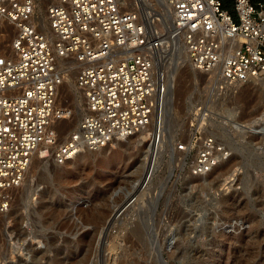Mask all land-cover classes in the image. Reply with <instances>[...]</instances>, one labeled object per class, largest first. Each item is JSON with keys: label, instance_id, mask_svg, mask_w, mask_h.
Wrapping results in <instances>:
<instances>
[{"label": "rangeland", "instance_id": "obj_1", "mask_svg": "<svg viewBox=\"0 0 264 264\" xmlns=\"http://www.w3.org/2000/svg\"><path fill=\"white\" fill-rule=\"evenodd\" d=\"M35 1V13L45 18L47 5ZM225 6L234 11L233 0ZM175 40L177 50L162 60L175 87L150 177L139 187L149 171L153 126L64 164L34 161L12 210L0 214V264H264V206L256 194L264 188V136H233L227 129L264 110V81L217 90L211 76L179 57L181 39ZM74 80L67 70L61 92L81 107ZM203 115L211 130L230 140L233 154L211 172L194 175L198 143L191 142L192 131ZM180 142L188 148L179 150ZM237 166L250 175L248 184H226ZM138 188L141 198L121 210ZM103 212L104 221L119 212L107 231L98 219ZM14 231L22 245L13 247L16 258L6 262V232Z\"/></svg>", "mask_w": 264, "mask_h": 264}, {"label": "built area", "instance_id": "obj_2", "mask_svg": "<svg viewBox=\"0 0 264 264\" xmlns=\"http://www.w3.org/2000/svg\"><path fill=\"white\" fill-rule=\"evenodd\" d=\"M167 2L172 35L184 42L196 70L217 76L219 90L264 77V0H233L234 11L223 0ZM144 5V0H52L46 9L50 28L43 30L34 21L35 0H0V23L12 33L11 49L0 50V214L12 210L37 156L64 164L79 151L124 141L152 123L159 138L167 51L161 30L152 26L159 18ZM60 57L78 62L74 86L82 94L81 107L61 92ZM206 118L192 131L191 142L198 143L194 174L212 171L233 154L230 140L211 130ZM227 129L233 136L262 138L264 110ZM242 171L237 166L226 184H237ZM150 175L151 169L146 179ZM5 239L10 262L16 258L13 247L22 244L15 231Z\"/></svg>", "mask_w": 264, "mask_h": 264}, {"label": "bare ground", "instance_id": "obj_3", "mask_svg": "<svg viewBox=\"0 0 264 264\" xmlns=\"http://www.w3.org/2000/svg\"><path fill=\"white\" fill-rule=\"evenodd\" d=\"M41 2H42V4L45 7V5L48 6L52 2V0H41ZM144 3H145V6L147 7L148 11L150 10L151 13H153L155 16H158V18H159V19L155 18L154 22L152 23V26L154 28H158L159 30H161L162 39L164 41V47L166 48L165 50L167 51V53H172L173 51H176L177 48L175 49V47H176L177 41L175 40L176 37L172 35V31H171L172 28H173V21L174 20H173V15H172L171 7L168 4L167 0H144ZM35 11H36V7H35ZM35 11H34V21L38 24V26L41 29L48 30L50 28V26L48 24L46 10L43 9L41 11L43 13V15L45 16V18L43 16L39 17L40 15L38 16L35 13ZM2 24H6V26H7V23H3V22L0 23V47L3 46L4 48L11 49V37H12V33L7 32L6 26H2L1 27ZM14 30H15V28H14ZM164 31H167V33L164 32ZM166 43L169 44V45L166 46L167 45ZM179 45H180V48H181L180 56L179 57H183V59H185L187 62H189V64L192 66V64L190 62V59H189V56H188V52H187V49H186V45L184 44V42L182 40L179 43ZM171 48H172V51H170ZM77 64H78L77 61H75V60H68L65 57H60V58H58V61H57V66L59 68H63L64 71H65V78L67 76V70L75 78ZM62 66H65V67H62ZM168 73H171V72L168 71ZM205 73L208 74L209 76H211L212 80L215 81V85H216L215 88L218 90L219 89V87H218L219 81H218L217 76H215L214 74H212L210 72H205ZM166 76H167L166 81H167L168 88H167V93H166V99H165V102H164V107H163V110H162V119L164 117V119H165L164 122L166 124H164L162 122V127H161V130L159 132L160 138H161V134L162 135L164 134V133H162V131H163L162 128L165 127L164 125H167V118H168V114H169V99H170V95H171V92L173 90V87H175V83H174V80H173L172 76H170L169 74L168 75L166 74ZM258 80L264 81V77L257 79V81ZM66 90H67V88L65 90H63L64 93L67 92ZM79 93H81V92L79 91ZM67 94L66 95L64 94V97L67 98ZM171 99H172V97H171ZM154 117L157 118V114H155ZM152 126L155 128V132L156 133L153 132L154 133V143L152 144V146L150 148V155H149L150 157L148 159V169L149 170L151 169V172L154 171V169L156 167L155 165L157 163V159L160 158V157L158 158V156H159L160 147H161L160 141L162 140V139L160 140V138L156 139V137H157V128L154 126V123L150 124L146 128V130L149 129L150 127H152ZM154 128H153V130H154ZM146 130H144V131H146ZM144 131L139 132V133H136V134L130 136L129 138L135 137L137 135L139 136V134L143 133ZM99 148H101V147H99ZM90 150H93V149H84L82 151L77 152L73 156V158L71 160H69V161L76 160L81 155H83L84 153L89 152ZM179 150H181V149H179ZM160 156H161V154H160ZM39 159H40V157L37 156L34 161H37L38 162ZM34 161H33V163H34ZM33 163H32V165H33ZM31 168L32 167L30 166V168L27 171V175L31 171ZM232 171H231V173H232ZM207 173H209V172H207ZM231 173L229 175H231ZM194 175H204V174H194ZM240 175H242V176H240ZM240 175H239L240 177L238 176L239 178H237L238 179L237 182L240 181V183L248 184V182L250 181V175L248 174V172L247 173H244V174L241 173ZM145 180H146V178H144L143 182H141V184H140L139 187H141L144 184ZM138 189H139V193L136 192L134 195H132L128 199V201L126 202V204H124V206L122 207L121 210H123L126 207L130 206L131 204H133L136 199L141 198V196L143 194V190H141V192H140V188H138ZM256 194H258V200H260L259 201V204L261 206H264V188L261 189V190H259ZM241 195L242 194H238V195H235V196L231 197L230 198V201L231 202H236L240 198ZM118 214H119V212L116 213L113 217H111V219L109 218L110 220H108V221H104L105 220V217H106V214L104 212L103 213H100V215H98L99 222H103V225L106 226V227H104L105 228L104 230L107 231L110 228L111 224L117 218Z\"/></svg>", "mask_w": 264, "mask_h": 264}, {"label": "trees", "instance_id": "obj_4", "mask_svg": "<svg viewBox=\"0 0 264 264\" xmlns=\"http://www.w3.org/2000/svg\"><path fill=\"white\" fill-rule=\"evenodd\" d=\"M224 6H225V0H223ZM226 7V6H225Z\"/></svg>", "mask_w": 264, "mask_h": 264}]
</instances>
